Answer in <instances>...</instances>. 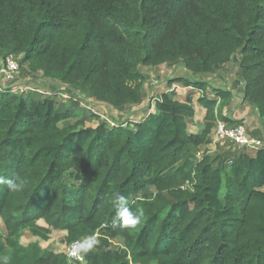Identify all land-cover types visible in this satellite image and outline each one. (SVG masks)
Segmentation results:
<instances>
[{"label":"trees","instance_id":"16d2710c","mask_svg":"<svg viewBox=\"0 0 264 264\" xmlns=\"http://www.w3.org/2000/svg\"><path fill=\"white\" fill-rule=\"evenodd\" d=\"M10 56L65 87L0 90V264H264V149H207L220 119L242 122L224 111L234 88L264 125V0H0V62ZM230 62L233 82L210 96L200 77ZM162 65L184 66L169 85L200 93L197 132L192 93L162 92L154 112L115 124L77 99L124 114L147 99L145 67ZM55 230L98 244L72 261L42 246Z\"/></svg>","mask_w":264,"mask_h":264},{"label":"rangeland","instance_id":"374dc122","mask_svg":"<svg viewBox=\"0 0 264 264\" xmlns=\"http://www.w3.org/2000/svg\"><path fill=\"white\" fill-rule=\"evenodd\" d=\"M227 66L228 67L222 70V72H220L219 74H212L209 76L200 77L201 79L210 81V86L208 89L210 96H213V92L215 88L223 87L226 84L228 85V83L233 82L235 78L234 71L237 68V64L235 62H230ZM154 70L149 67L148 68L145 67V72H147L149 75L148 81L145 84L146 89L148 90V96H147L145 103L142 105L136 106L134 109H132L129 112L127 111L124 114L119 113L117 110L111 108V106L103 102L97 101L96 99H93V98H88V96L86 97L81 96L77 99L82 106L87 107L89 110H94L96 113L100 114L101 118L111 121V123L109 122L110 124H115L114 121L112 122V120H115V118L117 119V121H120V122L126 121L128 118H132V116L136 120L142 119L144 115L148 113V111L151 112L153 110V102L156 100V96L159 95L160 92H163L171 88H172L171 90H173L174 88L175 89L178 88L180 91L178 92L177 98L180 100H184V101L186 100V96L189 93H192L194 102L196 106L199 107L198 98L200 96V93L198 91L193 90L191 88L189 89L184 88L179 83H174L172 86L169 85V82L173 78L177 76H186L187 71L184 66H178L177 68H173L168 65H163L159 67L157 70L155 71ZM28 84L31 85L32 87H38L42 89L47 88V90H49L50 86H53V85H56V86L60 85L59 86L60 91H62V88L65 87L64 85L62 86V83L49 80L40 74L35 78L33 77V75L24 77L22 76L21 72L18 73L15 82L12 83L14 87L18 85L26 86ZM238 92H237L238 93L237 95L234 94L235 96L232 99L234 105L231 109V114L234 113L233 114L235 115L234 119L239 120V121H245L247 119L244 123L248 124V126L250 127L257 126V123H258V121L256 120V118H258L257 114L253 112V108L250 105L243 102L241 96L243 95L242 92L244 91L238 90ZM61 95L66 100L70 97V95L64 91L61 93ZM132 113L134 114L131 116L130 114ZM98 123L99 122L95 120L93 122H88L86 124L88 126H97ZM189 129L190 131H192L193 129L195 130L194 126H191ZM214 143H219V142H214ZM220 148L215 146V144L213 143L212 145H209L207 147V149L211 150L212 152H215V151L221 152L220 150L224 149L223 146L221 149ZM4 229H5L4 223L2 219L0 218V230L4 231ZM63 234L64 233L62 231H58V230L53 231L51 235V239L49 241L41 240L42 246L53 248L57 252H64V253L67 252L68 244L65 243L63 239V236H64ZM22 240L26 244L33 240H37V237L32 235L30 232H26Z\"/></svg>","mask_w":264,"mask_h":264},{"label":"built area","instance_id":"2783aa9c","mask_svg":"<svg viewBox=\"0 0 264 264\" xmlns=\"http://www.w3.org/2000/svg\"><path fill=\"white\" fill-rule=\"evenodd\" d=\"M20 71V63L14 57H7L0 62V90L6 89L8 87H13L15 91L27 90L30 86H13L12 83L15 82L17 75ZM214 142H223L230 140L240 146L247 148H263L264 149V138H257L250 134L247 126L244 123H237L235 125H230L225 120L220 119L214 129ZM84 239V238H82ZM78 239L76 241H80ZM74 241V242H76ZM73 242L67 247V255L72 247ZM69 257V255H68ZM70 258V257H69ZM72 261H77L84 263L85 257L82 260H77L74 257L70 258Z\"/></svg>","mask_w":264,"mask_h":264},{"label":"clouds","instance_id":"9594fccd","mask_svg":"<svg viewBox=\"0 0 264 264\" xmlns=\"http://www.w3.org/2000/svg\"><path fill=\"white\" fill-rule=\"evenodd\" d=\"M3 180H0V183H3ZM9 187L13 191H19L21 187L24 185V181H13L9 180ZM155 196H153V199ZM113 203L117 207V215L122 220V226L125 228H135L138 224L141 223V216L135 215L127 208V202L123 196H117ZM98 244V240L94 235L86 236L84 239L80 241L73 242L72 247L68 253L70 258H75L77 260H82L83 256L92 251L96 245Z\"/></svg>","mask_w":264,"mask_h":264},{"label":"crops","instance_id":"0c3cea01","mask_svg":"<svg viewBox=\"0 0 264 264\" xmlns=\"http://www.w3.org/2000/svg\"><path fill=\"white\" fill-rule=\"evenodd\" d=\"M163 66V65H162ZM161 67V66H160ZM228 67V66H227ZM236 73H237V68H236V70L234 71V75H236ZM231 84V82L230 83H228V85H230ZM180 87V86H179ZM184 88H188L189 89V87H184ZM172 89V88H171ZM171 89H168V90H165V91H163V92H167V91H170ZM175 89V88H174ZM176 90H177V92H179L180 90L178 89V88H176ZM235 90H236V92H235ZM234 92H235V94L237 95L239 92H238V90L236 89V88H234ZM238 92V93H237ZM162 92H160L159 93V95H157L156 96V98H158L159 96H160V94H161ZM242 94H244V92H242ZM213 95H214V92H213ZM177 96H178V94H177ZM235 96V95H234ZM242 97V96H241ZM180 100V99H179ZM183 101V100H182ZM193 101H194V98H193ZM198 105H199V107H197L196 106V104H195V102H194V106H195V109H196V117H195V123H193V124H190V127L191 126H194V128H195V130L193 129L192 130V132H197L200 128H201V126H200V123L203 121V118H204V116H205V112H206V110H205V108L203 107V106H201L199 103H198ZM233 101L232 102H230V104L229 105H226V107H225V114H228L229 116H231L232 118H234V116L235 115H233V114H231V109H232V107H233ZM151 107V106H150ZM155 111V101L153 102V110L151 111V112H154ZM247 120V119H246ZM245 120V121H246ZM256 120L258 121V123H257V126H255V127H250V126H248V124H246V123H244L245 121H242L241 123H244L246 126H247V128H248V130H249V132H251V131H254V130H256V129H259V130H261V132L264 134V125L261 123V121L259 120V118H256ZM252 133V132H251ZM213 144H215V146H216V144L217 143H213ZM210 145H212V144H210Z\"/></svg>","mask_w":264,"mask_h":264}]
</instances>
